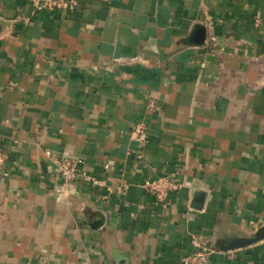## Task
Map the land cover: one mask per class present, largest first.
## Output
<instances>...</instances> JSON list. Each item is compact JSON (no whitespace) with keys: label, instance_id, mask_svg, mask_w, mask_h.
Masks as SVG:
<instances>
[{"label":"crops","instance_id":"0c3cea01","mask_svg":"<svg viewBox=\"0 0 264 264\" xmlns=\"http://www.w3.org/2000/svg\"><path fill=\"white\" fill-rule=\"evenodd\" d=\"M0 148V264H264V0H0Z\"/></svg>","mask_w":264,"mask_h":264},{"label":"built area","instance_id":"2783aa9c","mask_svg":"<svg viewBox=\"0 0 264 264\" xmlns=\"http://www.w3.org/2000/svg\"><path fill=\"white\" fill-rule=\"evenodd\" d=\"M32 2L35 12L54 8L70 10L78 4V0H32ZM133 136L141 146L148 142V126L144 120H139L134 125ZM2 157L3 152L0 148V161ZM56 170L65 184L84 182L96 187L103 185L100 179L85 170L84 161L80 158H60L56 161ZM141 186L146 192L152 194L157 202H164L171 192L179 189V184L168 177L147 178L141 183ZM193 244L197 248L196 251L181 258L177 264H210L209 259L212 251L196 240H193Z\"/></svg>","mask_w":264,"mask_h":264},{"label":"water","instance_id":"95a60500","mask_svg":"<svg viewBox=\"0 0 264 264\" xmlns=\"http://www.w3.org/2000/svg\"><path fill=\"white\" fill-rule=\"evenodd\" d=\"M99 225H100V220H96V222L92 224V227H93V228H97ZM262 231H263V230H262ZM257 235H258V234H257ZM250 241H253V238H252Z\"/></svg>","mask_w":264,"mask_h":264}]
</instances>
